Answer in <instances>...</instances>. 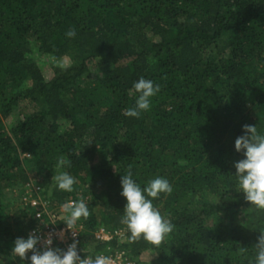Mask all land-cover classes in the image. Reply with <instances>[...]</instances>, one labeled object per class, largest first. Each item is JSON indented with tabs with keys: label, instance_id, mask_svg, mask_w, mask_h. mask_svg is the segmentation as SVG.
I'll list each match as a JSON object with an SVG mask.
<instances>
[{
	"label": "trees",
	"instance_id": "obj_1",
	"mask_svg": "<svg viewBox=\"0 0 264 264\" xmlns=\"http://www.w3.org/2000/svg\"><path fill=\"white\" fill-rule=\"evenodd\" d=\"M141 77L160 91L128 117ZM245 124L264 134V0H0V264H30L11 255L43 207L23 201L30 181L48 211L84 198L82 259L254 262L264 211L234 176ZM61 157L71 163L58 169ZM129 170L141 188L156 177L172 186L152 201L175 226L159 247L130 242L121 223ZM59 172L73 192L56 188ZM100 227L119 233L98 239Z\"/></svg>",
	"mask_w": 264,
	"mask_h": 264
},
{
	"label": "clouds",
	"instance_id": "obj_2",
	"mask_svg": "<svg viewBox=\"0 0 264 264\" xmlns=\"http://www.w3.org/2000/svg\"><path fill=\"white\" fill-rule=\"evenodd\" d=\"M65 35L74 38L76 31L70 27ZM133 89L139 95L135 105L128 108L125 115L139 118L142 112L150 110L151 98L160 91V85L141 77L133 84ZM242 129L244 134L235 139L234 147L236 152H243L245 158L234 164L236 169L234 176L237 178L239 191L244 193L245 200L254 210L264 211V134L258 133L256 125L245 124ZM70 163V160L61 157L57 168ZM52 181L58 190L69 193L74 191L73 186L76 184L75 178L68 172H59L52 176ZM120 183L122 187L120 195L126 200L121 223L126 225L130 233L129 241L136 242L143 238L151 245L159 247L166 236L174 231L175 226L162 216L152 201L158 199L162 193L171 194V184L163 177H156L148 181L146 187L141 188L133 180L131 170L121 176ZM61 208L65 213L63 221L66 228L71 230L75 237L77 233L73 229L76 222L82 218L87 220L91 215L88 205L84 198L80 197L78 200H69ZM52 242L51 235L43 241L34 234H30L27 239L17 238L11 255L21 260H30V264H115L111 256L104 254L96 255L94 258L85 256L82 259L77 249L78 241L75 239L66 250L50 247ZM38 243H42L43 250L36 247ZM255 250V261H250L249 264H264V231L260 232ZM239 251L244 254L246 249L241 247Z\"/></svg>",
	"mask_w": 264,
	"mask_h": 264
},
{
	"label": "built area",
	"instance_id": "obj_3",
	"mask_svg": "<svg viewBox=\"0 0 264 264\" xmlns=\"http://www.w3.org/2000/svg\"><path fill=\"white\" fill-rule=\"evenodd\" d=\"M31 192L29 193H24L22 199L25 203L28 201L30 202L31 205H36L39 201L42 203L43 207L41 209H38L34 217L37 220L36 225L33 226L27 233V238L30 234H34L38 237H40L41 241H43L46 237L51 235L52 238V245L50 247L53 248H60L63 250H66L67 247L73 242V239L78 241L79 239V232H80V225L76 224L73 231L77 233L75 237H73L72 231L68 230L66 228V225L64 221H62L59 225L57 222L61 221L64 219V216L61 213V210L56 209V210H50L48 211L44 205L46 202L41 200V197L39 195L40 193V188L37 185H32L31 187ZM37 194V196L31 195V193ZM29 194V197L27 198L26 195ZM114 234L119 233L117 231L113 232ZM112 232L109 230L100 227L96 230L95 232V237L98 239H103V240H108L112 237ZM38 249L43 250L42 248V243H38L36 245ZM78 243H77V249H78ZM113 260L115 261V264H133L130 260H128L122 252H118L114 255L111 256Z\"/></svg>",
	"mask_w": 264,
	"mask_h": 264
},
{
	"label": "rangeland",
	"instance_id": "obj_4",
	"mask_svg": "<svg viewBox=\"0 0 264 264\" xmlns=\"http://www.w3.org/2000/svg\"><path fill=\"white\" fill-rule=\"evenodd\" d=\"M42 69H43V72H44V74H45L46 77H50L52 75V70L46 64L43 65ZM36 179H38V178H36ZM28 184H29V187H27L25 189L24 193L31 192V188L30 187L32 185H34V182L30 181ZM17 189H13L12 190V193H15ZM14 197H15V195H14ZM26 197L28 198L29 197V194L26 195ZM16 202L17 201H15V199H12V202H10L11 203L10 204V207L13 208V209H16V207H17V205H16L17 203ZM59 210H61V213L63 212L61 206H59ZM62 214L65 215V213H62ZM150 255H151L150 253H145V254H143V256L141 258H142L143 261H148L150 259Z\"/></svg>",
	"mask_w": 264,
	"mask_h": 264
}]
</instances>
